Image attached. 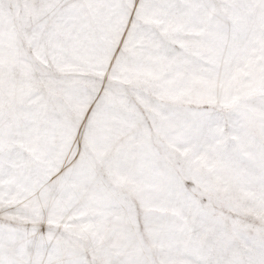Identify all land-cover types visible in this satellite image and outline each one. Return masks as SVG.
Segmentation results:
<instances>
[{
  "label": "snow or ice",
  "instance_id": "snow-or-ice-1",
  "mask_svg": "<svg viewBox=\"0 0 264 264\" xmlns=\"http://www.w3.org/2000/svg\"><path fill=\"white\" fill-rule=\"evenodd\" d=\"M0 264H264V0H0Z\"/></svg>",
  "mask_w": 264,
  "mask_h": 264
}]
</instances>
